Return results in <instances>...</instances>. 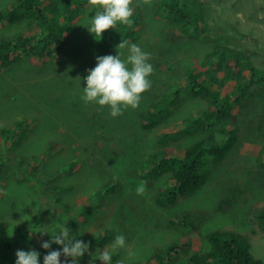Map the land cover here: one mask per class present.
Returning <instances> with one entry per match:
<instances>
[{
	"label": "rangeland",
	"instance_id": "1",
	"mask_svg": "<svg viewBox=\"0 0 264 264\" xmlns=\"http://www.w3.org/2000/svg\"><path fill=\"white\" fill-rule=\"evenodd\" d=\"M87 1L81 0L83 12L79 16L85 21L77 24L71 33L73 45L68 48V43L60 42L56 52L58 58L51 59V68L55 71L54 85L33 88L30 82L34 79H31L25 63H21L19 68H13L16 63L5 68L0 65V261L7 260L5 264H15L16 251L24 248L20 246L14 249L19 241L25 244L26 248L30 247L29 245L27 247L22 236L24 231L21 230L24 228L33 237L35 245L33 248L40 253V264H43V257L48 251L61 249V246L55 243L51 245V249H43L41 242L49 241L51 236L64 227H67L71 234L73 232L76 240L89 243L88 252L92 264H103L99 259L93 262V258L103 250L111 253V264H164V260L159 256L160 254L167 256L172 263L173 256L168 253V248L175 240L189 243L187 253L204 252L212 248L208 233L224 227L222 229L234 230L245 235L251 244L252 255L259 260V263L254 264H264V231L260 230L262 227L260 213L264 211V149L261 153L264 133L260 128L261 124H264V84L253 85L247 91V95L239 99L241 105L236 104L232 109V112L237 114V121L233 124L238 129L237 138L230 137L229 134L218 136L216 140L220 144V154L215 148L211 154L202 157L204 165L201 170L209 172L207 183L195 193L178 201L164 200L159 194L160 191H166L163 188H168L170 182L160 185L153 178L155 175H149L153 162L158 160L160 153H164L162 147L154 150L149 141L148 149L136 154L127 153L120 144L131 138L132 133L134 136H148L150 139L158 138L160 135H157L155 130L139 134L137 131L138 119L141 120L147 113L146 103L164 91L156 87L157 83L159 85L161 83L159 79L152 81L150 90L142 93L138 109L130 108L128 113L124 110L122 115L115 118L110 115V109L99 110V114H94L91 133L84 134L81 138L76 135L77 125L60 122L61 110L66 112L67 121L75 116L74 109L65 110V106L78 105L82 101L80 85H86L84 78L92 66L91 60L89 62L86 59L87 54L84 53L88 52L86 46L93 38L86 40L87 36L93 35L86 26L98 9ZM160 1L151 0L150 4H144L142 0H133L132 4L133 15L138 21L137 28L141 29L138 34L149 41V49L144 52L150 54L151 59L148 62L152 65H156L155 62H162L166 49L170 48L172 51L182 52L176 54L175 60L172 59L174 63L184 56H190L188 63H193L196 70L200 69L199 73H202L204 70L199 64V59L207 55L208 49L200 51L201 46L211 47L214 41L219 40L221 45L240 52L249 47L254 48L256 43L264 47V0H206V5L212 7L215 15L223 14V22L221 28H207L201 20L200 26L206 29L193 27L191 31H202L197 37L182 35L181 26L174 28L170 23L172 28H167L166 21L162 20L164 16L155 14ZM189 1L193 7V0ZM14 3L18 5L20 1L0 0V8ZM206 20L214 22L211 19ZM29 22L30 19L13 24L16 27L11 30L7 24L0 27V38L22 31ZM120 26L122 25L118 23L115 28ZM131 38L133 37H130L129 41ZM111 46L113 48L104 55L117 54L116 44ZM124 50L127 53H124L122 59H126L128 55V49ZM190 52L200 53L199 57ZM246 52L250 55L233 57L236 64L239 61L250 62L251 65L264 70V48L260 49L262 54L256 61L252 59L249 51ZM63 59L67 63V69L62 64ZM80 61L84 63L83 69L77 73L70 72ZM31 62L39 68L43 58L36 59L37 63L33 60ZM177 65H181V60ZM167 66L159 65L161 79L163 78L161 87L169 91L166 95L176 97L166 84L165 77L172 72L167 70ZM172 66L169 68H173ZM220 74L219 72L213 82L211 79L214 83L211 88L222 89V96L230 101L229 104L236 103L240 94L236 92L240 88L239 77L236 75L226 81L225 78L221 79ZM247 75H252L249 67ZM51 76V72H46L43 78ZM183 81L185 87H188L189 80ZM236 81L237 84L234 86ZM175 84L179 87L180 82ZM191 96L189 92H181L179 97L181 106L179 110L174 108L172 114L175 120L169 123L168 118L163 126L164 129H177V136H182L177 143L182 141L195 143L223 131L220 124L210 128L208 121L205 123L206 128L200 129L198 127L201 120L194 122L191 119L192 122L187 129L180 124L182 121L180 117L187 108L190 109L192 116L201 117L203 115L201 110L204 111L210 106L205 98L201 106H193ZM38 104L41 109L34 108ZM137 112L138 115L132 122ZM25 120L31 122V125L24 139L20 140V132L10 135L9 132L16 129V123ZM46 120L60 122L62 125L58 128L59 131L48 129L49 123ZM96 129L98 134L94 133ZM157 130L160 128L157 127ZM180 131L182 132L179 134ZM47 133L57 135L60 142L48 139ZM207 142L210 143L207 146L214 149V144H211L214 140L209 138ZM145 144L146 141L143 139L139 145L144 148ZM173 144L170 141L168 146H164L167 153L172 156L180 155V152L173 150L179 149V146ZM256 148L261 155L254 154ZM3 149L5 150L2 153ZM157 152L159 155L156 158ZM17 153H20L21 160H18ZM34 157H39L35 160L37 162H30ZM251 159L254 160L251 162ZM37 164L39 168L35 167ZM36 169H39L40 173L37 176L43 182L30 176ZM165 176L168 179V176ZM143 177H148L149 181H143ZM157 186H160V189H157ZM224 200L227 203H224ZM227 204L229 209L225 208ZM42 206L45 213L39 216ZM203 208L210 210L207 221L197 222L195 226L185 223L187 216L197 221L198 215H207L209 211ZM41 230L45 233L40 232ZM107 231H112L113 234L106 241V247H101L97 244L99 236ZM117 235L126 238L124 248L113 249L112 245ZM15 241L16 243H12ZM12 250L13 258H9L6 255ZM86 254L87 252L78 258L77 264L89 263V259H85ZM188 258L189 256L187 260ZM60 259L62 264L66 259L68 264H71V257L61 256ZM172 264H181V259ZM184 264L189 263L186 261Z\"/></svg>",
	"mask_w": 264,
	"mask_h": 264
},
{
	"label": "trees",
	"instance_id": "2",
	"mask_svg": "<svg viewBox=\"0 0 264 264\" xmlns=\"http://www.w3.org/2000/svg\"><path fill=\"white\" fill-rule=\"evenodd\" d=\"M18 1H20L18 5L14 3L8 7L0 9V27H3L7 24L9 29L11 30L16 27L13 24L22 23L23 21H27L28 19H30V22L25 26V28H23L22 31L18 33L13 32V34L10 36H5V37L0 38V65L2 68H5V67L11 66L12 64L16 63L13 68H19L21 63H25L27 68L30 71L31 79H34L32 82H30L33 88L34 87L37 88L39 86L54 85L55 84V81H54L55 71L53 68H51L52 67V65L50 64L51 59L52 57H55L54 54L58 51V47L60 45L61 38H62L60 36L61 33L63 34H65L66 32L73 33V30L75 29L76 25L85 21L83 20L84 19L83 17L79 16L81 12H83V2H81V0H47V2H45V0H18ZM155 14L156 16H159V15L164 16L163 19L162 18L160 19L166 21L167 28L169 29L172 28L170 26V23L174 26V28H176L177 26H181L182 29L180 33L182 35L189 34L192 37H197L201 35L202 31L196 30L200 28L201 20H203L204 22L203 24L204 25L206 24L205 26H207V28L209 27L221 28L222 22H223L222 21L223 14L218 13L220 14L221 18L215 15L212 7L209 5H206V0L204 1L203 0H200V1L193 0V7L190 6L189 0H161L160 3L156 7ZM78 18H81V20H79ZM131 19L133 20V23L130 27L121 24L122 26L118 28H113V29H109L105 31L101 39L98 36L95 37L94 34L91 36H87L86 40H89L90 38L93 37L90 40L89 44L86 46L88 50V53H87L88 58H92L94 57V55L96 56L97 54L101 52L102 48L107 45L103 39L109 35L111 36L110 40L116 44V47L122 41H127L129 45L130 44L137 45L138 43H140L139 47L143 51H146V49L148 50L149 41L144 40L143 38H141L142 36L138 34V31H140L141 29L137 28L138 21L136 19V16L133 15ZM206 19H211L214 22L210 23ZM193 27L196 28L195 29L196 31L191 32L192 31L191 28ZM201 28L203 30L206 29L202 25H201ZM130 37H133L131 38V41H129ZM53 44L56 47H53ZM220 44L221 43L218 40L216 42L214 41L211 47L204 46L203 48L201 46L199 50L205 51L208 49L207 51L208 53L207 55H205V57H202L199 59V64L203 66H208L209 64L208 70L213 69V74L211 78L212 82L214 81V78L218 76V73H217L218 70L220 72H223V76L227 78L226 81L232 78L233 75H237L239 77L238 80L240 81L239 83L240 88L236 92H240V94H238V97L236 100H239V99L241 100L247 95V91L253 85H257L258 83L264 84V72H263L264 70H261L258 67L252 66L251 64L248 63L247 65L250 66L249 68L252 71V75L246 76V72L244 71L245 68L240 67L239 63H237L236 67L238 68V71L235 72V74H233L234 69L228 66L227 62L229 58H232L234 56L233 51H236V50H232L229 47L223 46ZM152 48L153 46L151 47V49ZM176 53H182V52L180 50L172 51L170 48L166 49V53H164V56L162 59L164 63L168 65V67L172 65L177 66V62L179 61V59L176 63L173 62L174 60L172 61L173 58L175 59ZM38 58H43V62L39 68H37V66H34V64L31 62L33 60L35 63H37L36 59ZM215 58L217 60L222 61V63L214 64L213 59ZM20 60L21 62H19ZM159 63L155 62L156 66ZM64 67L66 69L68 68L67 63L64 65ZM83 67H84V63L83 61H80L73 69H71L70 72L77 73L81 71ZM178 68L180 69L178 73L181 75L179 74L178 76L166 75L165 77L166 81L169 80V84L173 86L174 79H178L182 75L183 76L185 75L189 80L187 88L192 93L191 100H192L193 106H196V105L201 106L204 101L203 97H205V100L207 102L209 101L210 103V106L208 109L204 111L201 110L203 114L201 117L192 116L190 109L187 108L182 114V116L180 117L182 118V121L180 122V124L188 127V125L192 122L190 121L191 119H193L194 122L201 120V122H199L200 125L198 127V129H200L201 127L206 128L205 123L208 121L209 122L208 126L211 125L210 128H215L216 124H220L222 125L221 130L223 129V131L217 134L210 135V137L208 138H203V139L198 140V142L189 146L185 152H180L181 154L178 155L177 157H173V156L169 157L166 152H164L163 154L160 153L158 160L153 162L154 165H153V168L150 169L149 174L156 175V177L155 176L153 177H155L154 179L157 182H159L158 184L161 185L164 182H167L168 179L165 176V174L167 172H170V180H171L170 184L171 185L169 186V189L166 188V191L160 194V198L167 200V201H173V202L177 201L180 197H186L187 195L194 193L200 187H202L204 184L207 183L209 179V172L206 170H201V168L204 165L202 157L211 154L215 150V148L219 151V154H220L221 148L219 147L220 144L219 142H217L216 138L218 136L225 135V134H229L230 137L237 138V130H238L236 127L233 126V124H235L237 121V114L233 113L231 110L232 102L230 105L229 104L230 101L226 99V97L222 96V89L220 88L212 89L211 88V86H213L214 83L211 82V79H210L211 83H209V81L207 80V77H205L206 76L205 70L202 71V73H199V71L196 70L195 67L193 68L192 66H185L183 67V69H181V67H178ZM182 70H183V74H182ZM46 72H51L52 76L47 79H44L43 76L45 75ZM191 72H194V73H191ZM159 73L161 74L160 69H159ZM160 82L162 83L161 79H160ZM82 87H84L83 84L80 85V90ZM156 87L157 88L160 87L158 83ZM160 88L164 90L162 87ZM174 89L175 90H173V92L171 93L174 94L176 97H173L172 95H166L168 94V92L167 90H164V91H161L162 97L166 95L164 98L162 97L159 98V93H158V95L154 99L151 100L152 102L149 100L146 103V106L148 107L147 108L148 111H146L147 113L142 116L143 121L138 119L143 129L153 130L160 125V122H164L165 120L168 121V118L170 119L169 123L175 120L172 117V114L174 113L173 111L174 108L179 110L181 106L179 97L181 95L182 90L180 88H174ZM34 108L41 109L39 104L36 105ZM51 108L52 107L50 106V109ZM71 109H74L75 116L67 121L66 112H63L61 110L60 122L63 124L66 123L68 125H71V124L74 126L77 125V127L75 128V130L77 129L76 135L80 136V138L84 134L91 133V127L94 121V114L96 115L99 114L100 113L99 110H102V111L107 110L106 108L101 107L96 104L95 105L91 104L90 106H87L83 100L78 105L65 106V110H71ZM128 109H126L127 113H128ZM154 109H157V110H154ZM91 112L93 114H91ZM134 121H135V118L133 117L132 122ZM46 122L49 123L48 129H54L55 131H57L60 125H62L60 124V122H56V120H53V121L46 120ZM25 125H26L25 121L16 123V129L9 132L10 135L11 134L16 135L17 132H20L21 133L20 140H23L24 137L26 136V133H28L27 131L23 130V128H25ZM226 125H228L230 128H228ZM260 128L262 129L264 133L263 123L261 124ZM4 133L6 134V132ZM95 134H98L97 129L95 131ZM172 134L174 135L172 136ZM177 134H178L177 131H175L174 133L171 131H166V134L163 133L162 135H159L158 138L156 137L152 138L151 143L155 145L154 150L156 149L159 150L161 147L165 145L167 146V144L170 142L169 138L171 139V141L174 142V144H176L177 139H178ZM50 136L53 137L51 139H54L60 142V139L57 137V135L56 136L50 135ZM209 138H212L214 140V143H211V144H214L213 146L214 149L209 148L207 146V144H210L207 142ZM165 140L167 141L165 142ZM123 142H126V141H123ZM131 148H135V147L132 146ZM263 149H264V146L261 147V153ZM4 150L5 149L2 150V153L4 152ZM135 150L139 151L138 148H136ZM188 151L189 153L187 154ZM158 155H159V152H157L156 156L158 157ZM19 156H20V153H17L18 160H21ZM39 157H34L33 159H31L30 162H37L35 160ZM169 158L170 160H168ZM172 159L174 160L172 161ZM161 164L164 167H162ZM35 167L39 168L38 164ZM39 173H40L39 169H36V170H33V172H31L30 176L35 177L39 179V181L43 182V180L41 178H38L37 176ZM129 177H131L130 173H129ZM142 180L149 181V178L143 177ZM156 188L160 189V186H157ZM38 195H40V193ZM222 204H221V207H222ZM43 213H45V210L42 206L39 212V216H41ZM260 218H261V223H262V229L264 230V211H261ZM185 223L187 225L191 224L195 226L194 222L190 221L188 218H186ZM222 228L224 227H221L219 228V230L217 229L215 231L208 233L207 237L209 238L212 244V248L204 252L187 253L189 251V243L184 242V241L175 240L173 243H171V245L168 248V253H171V255L173 256L172 263L177 261L178 259H181V264H184V262L186 261L189 264H254V263H259V261H256L255 258L253 257L251 253V245L244 236L237 234L233 230L222 229ZM25 231H28V230L25 228L22 236H24L25 234L24 238L26 240L27 247L28 245L30 247L26 248L25 247L26 245L23 244L21 241H19L17 243L14 242L16 243L14 249L20 246H23L24 251L36 250L35 248H33V246L35 247L33 237L30 236L29 232H27L26 234ZM112 234H113L112 231H107V232L102 233V235L99 236L97 244L101 247L104 246L106 241L109 239V236ZM13 254H14V250H12L9 253V255H6V256H8L9 258L10 257L13 258ZM188 256L189 258L187 260ZM159 257L162 260H164V264H172L167 256L164 257L162 254H160ZM6 262L7 260H1L0 264H4Z\"/></svg>",
	"mask_w": 264,
	"mask_h": 264
},
{
	"label": "clouds",
	"instance_id": "3",
	"mask_svg": "<svg viewBox=\"0 0 264 264\" xmlns=\"http://www.w3.org/2000/svg\"><path fill=\"white\" fill-rule=\"evenodd\" d=\"M88 2L90 5L98 9L95 11L94 17L89 19L88 26H86L88 27L89 32L94 34L95 37L98 36L101 39L105 31L115 28L118 23L129 26V27L133 23V20L131 19L134 14L133 8H132L133 0H88ZM142 2L144 4H150L151 0H142ZM69 34L71 35V33ZM110 37L111 36L109 37L106 36L103 39L107 45L102 48L99 54H97L96 56L92 58H88V55H86V59L89 62L91 60L92 66L90 67V69L87 70L88 75L84 78L86 85L83 84L84 87L81 88V92L83 94L81 99L85 102L87 106H90L91 104L92 105L96 104V105L106 108L107 110L110 109V115L113 118H115V117L122 115L124 110L128 108L138 109L140 105L139 103L141 100L142 93L150 90L151 82L154 81L156 78L159 79L160 81L161 74L159 73V69H160L159 65L166 66L167 64L164 63V61H162L157 66L152 65L151 63L148 62L151 59V56L149 53L144 52L136 44L129 45L127 41H122L119 45H117V47L115 48L117 51L116 55L114 56L104 55L106 51H109L113 48L111 45H113L114 43L110 40ZM53 47H56V46L53 44ZM125 48L128 49V55L126 59H122V56L124 55V53H127L124 50ZM263 48L264 47L261 46L259 43H256L254 48L249 47L248 49H245V51H242V52L237 51V50L233 51L234 52L233 55L237 57L240 55L247 56L246 54H249V53H247L246 51H249L251 53L252 59L256 61L259 55L262 54L260 52V49H263ZM252 49L253 51H251ZM84 53L87 54L88 52L84 51ZM190 53H193V52H190ZM80 54H83V53H80ZM193 54L199 55L200 53H193ZM54 56L55 57L53 58L55 59L58 58V54L55 53ZM203 57L205 56L203 55ZM233 57L229 58L227 65L230 66L232 69H234L233 74H235V72L238 71V68L236 67L237 64L234 61ZM250 58H247V60H249ZM189 59H191V57L189 56H184V58L179 59L181 60V65L173 66V70L176 71L175 73L178 74V71L180 70L176 67H181L183 69V67L185 66H192L194 68L193 63L191 64L188 63ZM213 62L214 64L222 63V61L217 60L216 58L213 59ZM238 63L240 67L245 68L244 70L245 72L247 71V68L250 67L247 64L248 63L251 64L250 62L241 63V61H239ZM62 64L63 65L66 64L65 59H63ZM201 66L204 67L203 70H205L207 80L209 81V83H211L210 79L212 78L213 69L208 70V66H203V65ZM168 68L169 67L167 66V69ZM219 72L220 71L218 70L217 73L219 74ZM220 73L223 74V72H220ZM222 74H220L222 76L221 79L225 78V76H223ZM235 76L236 75H233L232 78H234ZM179 79H182V80H179ZM183 80L186 81L188 80V78L184 75L183 77L181 76L178 79H174V85L172 87L168 85L169 80L166 81V84L171 89V92L175 90L174 88H180L182 91L189 92L192 95V93L188 90V88L185 87L184 85L185 83ZM176 82H180L179 87L175 86ZM236 84H237V81L235 85ZM236 101H237L236 103H232V109L234 108L236 104H240L239 100H236ZM145 111H148V109L146 108ZM91 114L93 113L91 112ZM137 115H138V112L136 113L134 118H136ZM27 121L28 120H25L26 125H25V128H23V130L29 132L31 122H27ZM141 121H143V117L141 118ZM165 122L166 120L164 121V123ZM226 126L230 128L228 125ZM137 127H138L137 128L138 134L143 131H152V130L143 129L140 121H137ZM153 130L156 131L157 135L159 134L162 135L163 133H166V131H170L171 129H163V133H160V131H158L157 128ZM175 131H177V129L171 130V132L173 133ZM181 132L182 131H180V133ZM50 135H51L50 133H47L48 139L53 138ZM179 138L180 137H178V139ZM143 139L146 141L144 148H142L139 145ZM151 140L152 139H150L148 136L147 137H142V136L137 137V136H134V134L132 133V137L126 140V142H122L121 146L126 149L127 153L135 152L136 154H140L141 152H144L146 151V149H148L149 141H150V145L153 146V149H155V145L151 143ZM184 142H185V145H184ZM184 142H180V143L176 142L175 145L180 146V147L179 149H174V150L177 152H185L189 146L194 144V143L189 144L186 141ZM171 143H174V142L171 141ZM132 146H134L135 148H131ZM136 148H138L139 151H136L135 150ZM162 148H163V151L167 153L166 147L163 146ZM164 148L166 151L164 150ZM259 153H260L259 149L256 148V151L254 154H257L258 156ZM168 156L172 157V155L170 154H168ZM173 157H177V156H173ZM254 159H251V162ZM161 193L162 191H160V194ZM181 198H184V197H180L179 199ZM224 203H227V202L224 200ZM225 208L229 209L228 204L225 206ZM203 209L208 210L209 213L205 216L198 215L196 218L197 221L192 220L189 216H187V218L190 221L194 222L195 225L197 222L207 221L210 216V210L208 208H203ZM214 209H216V207H214ZM260 230L264 231L262 227ZM42 233H45V232H42ZM236 233L246 238L245 235L238 233V232ZM53 243L60 245L61 249L48 251V253L43 257V264H62V261L60 259L61 256H64L65 258L71 257L72 258L71 264H77L78 258L83 257L86 252L87 254L85 256V259L86 260L89 259L88 264H92V262H90V257H89V252H88L89 247H90L89 243H86L82 240H76L75 237L70 233L67 227L62 228L58 233L51 236V239L49 241H42L41 247L46 250L51 249V245ZM125 245H126V238L123 235H117L112 247L113 249L124 248ZM102 247H106V243ZM15 255H16L15 264H40V253L37 252L36 250H29V251L17 250ZM95 259H99L100 261L103 262V264H111V253L106 250H103L102 252L99 251V254L96 255L95 258H93V262ZM256 261H259V260H256ZM63 264H68L67 259L63 262Z\"/></svg>",
	"mask_w": 264,
	"mask_h": 264
},
{
	"label": "bare ground",
	"instance_id": "4",
	"mask_svg": "<svg viewBox=\"0 0 264 264\" xmlns=\"http://www.w3.org/2000/svg\"><path fill=\"white\" fill-rule=\"evenodd\" d=\"M87 2H88V1H87ZM226 3H228V2H226ZM213 5H214V4H213ZM263 5H264V4H263ZM190 6H191V5H190ZM201 6H202V5H201ZM227 7H228V6H227ZM250 9H251V8H250ZM248 10H249V9H248ZM250 14H251V13H250ZM212 15H213V14H212ZM246 15H247V14H246ZM219 16H220V14H219ZM187 19H188V18H187ZM199 19H200V18H199ZM213 19H214V18H213ZM193 22H194V21H193ZM198 22H199V21H198ZM202 22H203V20H202ZM198 24H199V23H198ZM200 27H201V26H200ZM191 29H192V28H191ZM177 31H178V30H177ZM254 32H255V31H254ZM61 34H62V33H61ZM245 35H246V34H245ZM61 37H62V38H61V39H62L61 42H63L64 44H65V43H68V48H71L70 45L72 44V39H71L70 34H69L68 32H66L65 34H62ZM209 40H210V39H209ZM73 43H74V42H73ZM218 44H219V43H218ZM72 45H73V44H72ZM214 45H215V44H214ZM220 45H221V44H220ZM215 46H216V45H215ZM65 48H66V45H65ZM75 48H76V47H75ZM88 48H89V47H88ZM98 48H99V47H98ZM99 49H100V48H99ZM216 50H217V49H216ZM97 51H98V49H97ZM95 52H96V50H95ZM110 53H111V52H110ZM90 54H91V52H90ZM96 54H97V53H96ZM176 54H177V53H176ZM203 54H204V53H203ZM203 54H202V55H203ZM92 55H93V53H92ZM92 55H91V56H92ZM177 55H178V54H177ZM183 55H184V54H183ZM202 55H201V56H202ZM94 56H95V55H94ZM197 56H198V55H197ZM189 57H190V56H189ZM198 57H199V56H198ZM210 57H211V56H210ZM213 57H215V56H213ZM201 58H202V57H201ZM208 58H209V57H208ZM174 60H175V59H174ZM207 60H208V59H207ZM241 60H242V59H241ZM209 61H211V60H209ZM174 62H175V61H174ZM197 62H198V60H197ZM178 64H179V63H178ZM208 66H209V64H208ZM177 68H178V67H177ZM261 68H262V67H261ZM263 68H264V67H263ZM170 69H171V71H172V72L170 73L171 75H176V76H178L179 73H178V74L175 73L174 70H173V68H170ZM178 69H179V68H178ZM181 69H182V68H181ZM165 70H166V69H165ZM167 70H168V69H167ZM194 72H196V71H194ZM194 72H191V73H194ZM263 72H264V71H263ZM165 74H166V73H165ZM182 74H183V70H182ZM230 74H231V73H230ZM179 75H181V74H179ZM222 75H223V74H222ZM176 76H175V77H176ZM182 76H183V75H182ZM202 77H203V76H202ZM205 77H206V76H205ZM160 79H161V78H160ZM162 79H163V78H162ZM162 79H161V81H162ZM200 79H201V78H200ZM177 83H179V82H177ZM162 84H163V83H160V85H162ZM160 85H159V86H160ZM168 85H169V83H168ZM160 87H161V86H160ZM157 90H158V89H157ZM158 91H159V90H158ZM145 92H147V91H145ZM145 92H144V93H145ZM156 92H157V91H156ZM168 92H169V91H168ZM149 93H150V92H149ZM152 93H153V92H152ZM157 93H158V92H157ZM161 97H162V93L159 95V98H161ZM168 97H169V96H168ZM168 97H167V98H168ZM142 98H143V97H142ZM153 98H154V96H153ZM162 98H163V97H162ZM151 99H152V98H151ZM156 99H157V98H156ZM156 99H155V100H156ZM150 101H151V100H150ZM151 102H152V101H151ZM164 104H165V103H164ZM170 107H171V106H170ZM147 108H148V107H147ZM173 108H174V107H173ZM154 110H157V109H154ZM158 111H159V110H158ZM165 123H166V122H165ZM165 123H164V122H160V125L158 126V127H160V130H158V131H160V133H163V129H164L163 126H164ZM165 134H166V133H165ZM180 137H182V136H180ZM183 137H184V136H183ZM179 139H180V138H179ZM183 139H184V138H183ZM163 140H164V139H163ZM221 140H222V139H221ZM161 141H162V140H161ZM166 141H167V140H165V142H166ZM170 141H171V140H170ZM182 142H183V141H182ZM157 143H158V142H157ZM159 143H160V142H159ZM113 145H114V144H113ZM173 145H174V144H173ZM165 146H166V145H165ZM167 146H168V145H167ZM176 147H177V146H176ZM179 147H180V146H179ZM10 149H11V148H10ZM162 149H163V148H162ZM156 150H157V149H156ZM173 150H174V149H173ZM9 151L11 152V150H9ZM171 151H172V150H171ZM160 152H162V150H161ZM188 153H189V151L187 152V154H188ZM187 154H186V156H187ZM163 156H164V155H163ZM156 157H157V156H156ZM161 157H162V156H161ZM160 159H161V158H160ZM160 159H159V160H160ZM163 159H164V158H163ZM166 159H167V158H166ZM176 159H177V158H176ZM156 160H157V159H156ZM168 160H170V158H169ZM168 160H167V161H168ZM173 160H174V159H172V161H173ZM179 160H180V159H179ZM181 160H182V159H181ZM160 161H161V160H160ZM160 161H159V162H160ZM149 162H150V161H149ZM149 162L147 161V163H149ZM164 163H166V162H164ZM157 165H158V164H157ZM165 165H166V164H165ZM191 165H192V164H191ZM136 166H137V165H136ZM149 166H150V165H149ZM149 166H148V167H149ZM161 166H162V164H161ZM167 166H168V165H167ZM27 167H28V166H27ZM152 167H153V166H152ZM162 167H164V166H162ZM162 167H161V168H162ZM139 169H141V168H139ZM143 169H144V168H143ZM141 170H142V169H141ZM146 170H147V169H146ZM142 172H143V171H142ZM143 173H144V172H143ZM144 174H145V173H144ZM139 175H140V174H139ZM141 175L143 176V174H141ZM149 175H152V174H149ZM165 175L168 176V181L171 182V180H170V172H167ZM134 176H135V175H134ZM144 176H145V175H144ZM155 177H156V175H155ZM155 177H153V178H155ZM117 178H118V177H117ZM147 178H148V177H147ZM156 179H158V178H156ZM151 180H152V179H151ZM30 181H31V180H30ZM28 182H29V181H28ZM147 183H148V182H147ZM151 183H152V182H151ZM164 183H166V182H164ZM164 183H163V184H164ZM167 186H168V185H167ZM0 187H1V186H0ZM125 187H126V186H125ZM165 188H167V187H165ZM168 189H169V187H168ZM134 190H136V189H134ZM166 194H167V193H166ZM133 195H134V194H133ZM126 196H127V195H126ZM135 196H136V195H135ZM138 196H139V195H138ZM138 196H137V197H138ZM169 196H170V195H169ZM139 197H141V196H139ZM126 198H127V197H126ZM141 198H142V197H141ZM141 198H140V199H141ZM143 198H144V197H143ZM143 198H142V199H143ZM165 198H166V197H165ZM82 199H83V198H82ZM85 199H86V198H85ZM137 199H138V198H137ZM142 199H141V200H142ZM166 199H167V198H166ZM83 200H84V199H83ZM157 201H158V200H157ZM105 202H106V201H105ZM40 203H41V202H40ZM132 203H133V202H132ZM134 204H135V203H134ZM137 204H138V203H137ZM94 205H95V204H94ZM130 205H131V204H130ZM136 206H137V205H136ZM27 207H28V206H27ZM102 207H104V206H102ZM105 207H106V206H105ZM132 207H133V206H132ZM134 207H135V206H134ZM134 207H133V208H134ZM169 207H170V206H169ZM50 208H51V207H50ZM95 208H96V207H95ZM71 209H72V208H71ZM135 209H136V207H135ZM31 210H32V209H31ZM77 210H78V209H77ZM51 212H52V211H51ZM74 212H76V211H74ZM161 212H162V211H161ZM161 212H160V213H161ZM72 214H73V213H72ZM163 214H164V213H163ZM162 216H163V215H162ZM164 216H165V215H164ZM73 217H74V216H73ZM163 218H164V217H163ZM168 218H169V217H168ZM46 221H47V220H46ZM4 225H5V224H4ZM68 226H69V225H68ZM18 228H19V227H18ZM24 229H25V228H24ZM24 229L21 230V231H24ZM41 229H42V228H41ZM41 231H42V230H41ZM25 232H26V234H27L28 231H25ZM22 233H24V232H22ZM28 234H29V233H28ZM72 234H73V232H72ZM37 235H38V234H37ZM24 236H25V234H24ZM28 236H29V235H28ZM30 236H32V235H30ZM75 238H76V237H75ZM5 239H6V238H5ZM7 239H8V238H7ZM45 239H46V238H45ZM45 239H44V240H45ZM40 240H41V239H40ZM15 242H16V241H15ZM1 243L3 244V242H1ZM10 243H11V241H10ZM13 243H14V242H13ZM12 245H13V244H12ZM1 246H2V245H1ZM33 247H34V246H33ZM22 249H23V248H22ZM114 252H115V251H114ZM114 252H113V253H114ZM4 264H5V263H4Z\"/></svg>",
	"mask_w": 264,
	"mask_h": 264
}]
</instances>
